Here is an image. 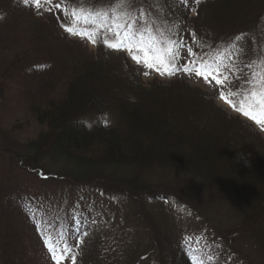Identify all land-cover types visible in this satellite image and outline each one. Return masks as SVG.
<instances>
[{
    "label": "trees",
    "instance_id": "1",
    "mask_svg": "<svg viewBox=\"0 0 264 264\" xmlns=\"http://www.w3.org/2000/svg\"><path fill=\"white\" fill-rule=\"evenodd\" d=\"M58 3L61 8L54 7L52 15L70 18L71 29L78 33L68 34L70 25L56 21L64 27L63 37L71 43L78 36L81 45L91 43L97 55L72 69L73 84L64 101H52L34 114L45 129L28 143L22 170L29 172L41 159L50 161L60 168L56 176L60 177H53L56 183L50 184L42 169H34L25 174L29 185L23 190L18 175L24 172L14 171L7 161L8 172L15 175L12 180L8 177V184H0V264H32L22 236L15 230L30 210L42 212L43 236H57V241L46 238L45 246H57L61 260L70 253L74 264H264L258 256H247L251 263L241 257L244 240L262 248L264 254L261 133L248 121L231 122L216 115L190 92H163L156 85L146 89L139 81L138 86L123 82L102 59L129 48L142 54L141 61L147 53L153 56V66L162 58L178 66L186 62L191 66V61L202 68L211 65L221 77H227L226 101L235 105L240 116L249 112L246 118L257 128L263 127L260 113L264 109L252 103L248 91L260 88L264 80V0H132L131 18L123 14L129 6L121 8L116 0ZM110 36L119 39L118 49L105 43L115 44ZM169 39L185 45L179 49L178 61L165 54ZM187 48L193 55L185 54ZM24 62L32 61L29 57ZM154 174L178 186L162 184L161 189L152 190L149 180H154ZM185 183L200 189L195 193L205 202L201 200L198 210L207 206L218 210L232 231L213 237L194 230L181 236L170 231L165 216L160 225L161 212L157 215L151 210L140 218L139 210L143 214L149 208L150 196L156 191L165 190L171 202L191 209L196 202L177 195ZM30 185L39 186L41 195L39 190L28 191ZM52 186L58 191L43 193ZM89 195L134 205L138 211L129 213L127 222L110 223L105 212L93 206L82 211ZM196 213L213 222L208 214L206 218L204 213ZM130 219L134 226L142 224L146 234L129 225ZM74 227L75 239L69 241L63 235ZM249 232V236H241ZM35 241L34 250L40 252L41 242L38 237ZM200 250L211 257H201L200 262L193 257Z\"/></svg>",
    "mask_w": 264,
    "mask_h": 264
},
{
    "label": "rangeland",
    "instance_id": "2",
    "mask_svg": "<svg viewBox=\"0 0 264 264\" xmlns=\"http://www.w3.org/2000/svg\"><path fill=\"white\" fill-rule=\"evenodd\" d=\"M58 2L59 0H52V3L49 4L46 0H40L39 7H37L36 0H0V184H8V177L12 180L15 175L14 171L17 172L18 170L20 174L23 171L22 175H18L21 179L20 185L23 190L29 185L27 183L29 179L25 174L33 173L34 169L37 170L36 172L42 169L43 174L49 177L50 184H55L56 178L60 177H56L60 168L52 162L42 159L38 160L39 166H33V168L29 169V172L28 170H22L28 143L40 136L45 129L40 124L39 117L34 116L36 110L49 105L52 101H64L73 84V79L71 78L72 69L80 67L85 61L93 59L97 55V49L89 42L87 44L84 43V46L81 45L82 39L78 36L73 37L71 43L64 38L66 35L63 30L64 27L60 26V24L58 25L56 21L70 25L67 27L68 29L72 28V21L70 18H62V16L54 18L52 15L54 14V6L52 7V5ZM68 34L70 33L68 32ZM110 38L115 44H119L118 38L111 36ZM79 43L80 47L75 48L76 44ZM107 54H109V51ZM133 56L137 59H133ZM141 56L142 54L135 52L134 49L130 51L118 50L109 54V57L104 55L102 59L103 63L108 65L114 75L123 82L138 86L139 84L136 81H139L146 89H152V85H156L163 92L175 91V89L183 90L187 93L190 92L194 96L196 95L199 100L205 102L204 104L216 115L230 119L232 120L231 122L240 118L241 121L251 123L247 116H240L232 105L226 101L225 97L221 99V93L225 94L224 87L226 88L228 83L221 86L216 84L214 76H209L206 81L203 76L185 72L171 77L161 75L160 72L170 65L164 60L165 58L162 59L166 62L163 64L155 62L153 66L152 61H155L153 56L147 53L143 61L139 59ZM29 57L32 62L25 63L24 60ZM1 59L4 61L1 62ZM13 65L16 66V69L11 68ZM148 65H152V67ZM200 68L203 69L202 67ZM220 78L223 80V77ZM1 102H4V105ZM248 109L251 112L253 110L251 107H248ZM257 127L255 126L264 141V126L261 130L257 129ZM7 152L10 154L7 155ZM7 161L15 168L12 175L8 172ZM152 178L154 179L153 181L149 180L152 190L153 188L161 189L162 184L178 186L177 182L172 185L170 179L164 180V177L160 174H154ZM36 186L30 185L28 191L34 193L36 192L34 190H39V195H41L39 186ZM180 187L183 189L177 191L178 196L185 195L196 202V205L190 202L191 209L179 207V204L176 205L175 202H171L170 195L165 190L159 193L155 190L156 192L150 196L151 204L149 208L144 209L143 214L142 210H139L138 215H140V218H146L151 210L152 214H155V211L157 215L158 212H161L160 219L158 218L160 225L163 226L161 221H164L165 216L166 219L170 220V225H168L170 231L174 229V232L177 235L181 234V236L190 235L194 230L213 237L218 236V232L227 235L228 232L232 231L228 225L230 222L222 214H219L218 210H213L208 206L201 211L198 210L201 200L204 201L201 194L195 193L197 190L200 192L199 187L197 189L190 183H185ZM56 191L58 189L52 186L44 190L43 193H54ZM12 203H15V198H12ZM83 205L82 211L91 209V206H93L95 210L105 212L106 216L111 219L110 223L118 225L122 222H127L129 213L134 210V205L117 203V201L114 203L109 202L95 195L85 196ZM206 210H210V214L206 213ZM134 211L137 212L138 208ZM196 212L204 213L203 215L206 218L209 215L213 222L202 218ZM191 214H195L199 219L196 217L190 218ZM42 215L41 211L30 210L27 215H23L25 221L23 225L18 221L19 223L15 227L16 232L22 236L21 242L25 244L28 251L27 256L31 258L32 264H74V259L70 253L67 252L65 259L61 260L58 256L59 248L57 246H45L46 238L48 242L57 241V236L55 234L43 236L42 228L44 225L42 221H44V218H42ZM236 222L239 223L240 221L237 219ZM129 225L134 226L132 219L129 220ZM177 225L178 227H176ZM134 227L139 228L142 235L146 234L142 224ZM76 230L74 227L72 231H66V235L63 236L71 241V239H75L73 237ZM245 233L241 236H249L250 234V232L248 234ZM106 236L111 235L108 233ZM37 237L41 242V244L39 243L40 246H38L39 249H37L40 252L34 250ZM242 249L245 253L241 251V257L247 262L251 263L247 256H251L253 259L258 256V261L264 262V254L261 253L262 248L244 240ZM195 252L193 257L200 258V262L201 257H211V255H208L210 254L209 252L202 253L203 250Z\"/></svg>",
    "mask_w": 264,
    "mask_h": 264
},
{
    "label": "snow or ice",
    "instance_id": "3",
    "mask_svg": "<svg viewBox=\"0 0 264 264\" xmlns=\"http://www.w3.org/2000/svg\"><path fill=\"white\" fill-rule=\"evenodd\" d=\"M46 2L51 4L52 0H46ZM116 2L120 4L121 8H124L125 5L129 6L128 9L123 14L128 15L129 18H131L130 17V12H131L130 5L132 4V0H116ZM39 3H40V0H36L37 7H39ZM52 6L56 7L57 9L61 8V4H59V3L54 4ZM49 10H51V8H49ZM66 30L72 35L78 34L71 28L66 29ZM116 35L119 36V33H116ZM93 43H95V41H93ZM105 43L111 49H118L120 47L119 44H109V43H107V41H105ZM167 43L170 45V47H168L165 50V54L173 57L174 60L178 61L180 59L179 49L182 47H185L183 41H177V40L169 39L167 41ZM177 45L179 47H177ZM187 53L189 56L193 55L192 49L187 48ZM133 59H137V58L135 56H133ZM160 62L163 64L164 60L160 59ZM190 64H191V66H189V62H186L185 64L178 66L177 63H171L170 65L166 66L165 70L161 71L160 74L172 76V75L176 74L177 72L182 71V72L189 73V74H195L196 76H203V78L206 81L208 80L209 76H214L216 79V84L221 85V86L228 83L227 77H224L222 80L220 77L223 74L218 72V69L212 68L211 65H205V67L203 69H201L200 66L196 63V61H191ZM148 66L152 67V65H148ZM157 70L159 71V69H157ZM261 85L262 86L260 88L250 89L248 91V95H249V97L252 98V103L256 107L264 109V80L261 81ZM256 97H259V99H256ZM221 99H224L223 93H221ZM233 107H235V105H233ZM241 110L243 111V108H241ZM244 115L248 116V115H250V113L247 111H244ZM260 115L264 116V111H262L260 113ZM252 118L256 119L255 116H253ZM257 123H261V120L257 119Z\"/></svg>",
    "mask_w": 264,
    "mask_h": 264
}]
</instances>
